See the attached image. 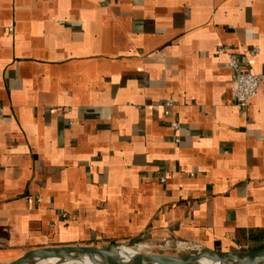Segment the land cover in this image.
<instances>
[{"label":"crops","instance_id":"1","mask_svg":"<svg viewBox=\"0 0 264 264\" xmlns=\"http://www.w3.org/2000/svg\"><path fill=\"white\" fill-rule=\"evenodd\" d=\"M254 45L264 0H0V264L264 245V82L238 110L219 51Z\"/></svg>","mask_w":264,"mask_h":264},{"label":"water","instance_id":"2","mask_svg":"<svg viewBox=\"0 0 264 264\" xmlns=\"http://www.w3.org/2000/svg\"><path fill=\"white\" fill-rule=\"evenodd\" d=\"M131 244H108L102 248L90 246H62L29 251L7 264H38L53 260L54 264H264V249L251 252L221 253L191 251L188 255L142 254ZM124 247V248H123Z\"/></svg>","mask_w":264,"mask_h":264},{"label":"built area","instance_id":"3","mask_svg":"<svg viewBox=\"0 0 264 264\" xmlns=\"http://www.w3.org/2000/svg\"><path fill=\"white\" fill-rule=\"evenodd\" d=\"M227 57V67L231 71V81L233 84V101L238 110H244L250 105V101L257 94L259 85L264 82L263 74H253L249 68V60L262 55L264 58V49L261 50L257 46H251L245 49L241 55L228 52L225 48L219 49ZM164 115L167 117L169 109L173 106L171 100L166 101L164 104ZM3 118V107L0 105V120ZM170 128L177 132L180 125L177 121L170 123ZM175 143L179 142L178 136L175 137ZM164 182V179L161 180ZM191 251H198V249H192Z\"/></svg>","mask_w":264,"mask_h":264},{"label":"rangeland","instance_id":"4","mask_svg":"<svg viewBox=\"0 0 264 264\" xmlns=\"http://www.w3.org/2000/svg\"><path fill=\"white\" fill-rule=\"evenodd\" d=\"M131 244V243H129ZM125 245V244H123ZM140 246V247H139ZM142 246V247H141ZM104 247V246H102ZM102 247H98V248H102ZM137 247V248H136ZM140 248V249H138ZM134 250H140L139 252L142 253V254H145V253H154V254H165V255H173V256H176V255H188V254H191V252H183L181 254H171V253H163V251H157V250H153L151 251L149 249V247L147 246V244H144L143 242H141L140 244H138L137 246L133 247Z\"/></svg>","mask_w":264,"mask_h":264},{"label":"bare ground","instance_id":"5","mask_svg":"<svg viewBox=\"0 0 264 264\" xmlns=\"http://www.w3.org/2000/svg\"><path fill=\"white\" fill-rule=\"evenodd\" d=\"M151 245V244H150ZM140 247V246H139ZM124 248V247H123ZM137 248V247H136ZM138 249H140V248H138ZM138 251H140V250H138ZM38 264H54V262H53V260H51V261H43V262H40V263H38ZM201 264H206V262L205 261H202L201 262Z\"/></svg>","mask_w":264,"mask_h":264},{"label":"trees","instance_id":"6","mask_svg":"<svg viewBox=\"0 0 264 264\" xmlns=\"http://www.w3.org/2000/svg\"><path fill=\"white\" fill-rule=\"evenodd\" d=\"M261 249H264V245H260L258 247L251 249V250H248V251L251 252V251H257V250H261Z\"/></svg>","mask_w":264,"mask_h":264}]
</instances>
